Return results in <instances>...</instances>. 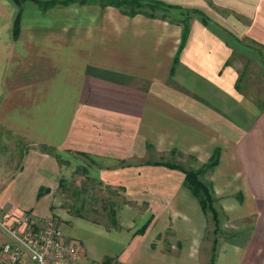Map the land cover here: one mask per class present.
Here are the masks:
<instances>
[{
	"label": "crops",
	"instance_id": "0c3cea01",
	"mask_svg": "<svg viewBox=\"0 0 264 264\" xmlns=\"http://www.w3.org/2000/svg\"><path fill=\"white\" fill-rule=\"evenodd\" d=\"M161 1L206 17L191 16L179 52L181 18L0 0V129L11 137L0 147V215L53 218L83 264H264V105L240 85L247 63L264 72V0ZM215 153L202 181L216 232L184 173L163 165L198 169ZM71 157L100 164L99 179L148 217L108 230L78 216L59 223L50 191L58 159ZM82 229L114 243L103 253Z\"/></svg>",
	"mask_w": 264,
	"mask_h": 264
},
{
	"label": "rangeland",
	"instance_id": "374dc122",
	"mask_svg": "<svg viewBox=\"0 0 264 264\" xmlns=\"http://www.w3.org/2000/svg\"><path fill=\"white\" fill-rule=\"evenodd\" d=\"M145 10L150 11L147 6ZM153 14L159 17L164 16V18H168L170 21L187 16L185 13L181 14L175 10L163 12L155 9ZM188 16L190 17L192 14ZM240 85L245 87L246 92L248 91V96L264 105V72L252 67V63H247L243 75L241 76ZM7 136L8 135H5L0 129L1 148H8V142L6 141L9 140V136ZM9 138L11 140V137ZM58 161V183L51 189L50 196L52 202L51 208H53L51 216L56 217L59 223H62L64 220H70V218L74 216H78L84 218L86 221L103 225L108 230L111 228L117 229L120 224L127 227L130 220H132V218L133 220H135V218H140V214L143 218H145V215L148 217L149 212H147V205L135 206V199L122 193L120 191L121 187L118 188L115 185L108 184L99 179L98 170L102 168L100 164L89 162L88 159L81 157H71V159L68 160L60 158ZM185 166H188V164L186 163ZM198 169L193 170L196 171ZM204 173L205 171L198 175L200 181H202ZM47 189H42L43 193L49 191V189ZM218 211L220 212L219 209ZM208 215L209 220H211L210 214ZM138 224L139 223L135 221L133 228L138 227ZM223 230L227 229L224 228ZM79 232L84 238L88 236L87 241L95 244L99 242V245H101V249H99L103 253L109 251V248H107L108 245L114 243L115 238L108 236L110 233L106 234L100 230L93 231L87 229H82ZM213 251L214 249L210 252L211 258L213 257ZM97 262L101 263L103 261L100 260Z\"/></svg>",
	"mask_w": 264,
	"mask_h": 264
},
{
	"label": "built area",
	"instance_id": "2783aa9c",
	"mask_svg": "<svg viewBox=\"0 0 264 264\" xmlns=\"http://www.w3.org/2000/svg\"><path fill=\"white\" fill-rule=\"evenodd\" d=\"M10 218L0 215V232L6 237L0 243V264H83L78 245L65 240L61 226L53 218L36 222L26 211Z\"/></svg>",
	"mask_w": 264,
	"mask_h": 264
},
{
	"label": "trees",
	"instance_id": "16d2710c",
	"mask_svg": "<svg viewBox=\"0 0 264 264\" xmlns=\"http://www.w3.org/2000/svg\"><path fill=\"white\" fill-rule=\"evenodd\" d=\"M19 2L20 0H15ZM36 2L41 8L46 9L56 4L61 5H69L75 2L80 4L87 3H95L99 4L102 7L105 6H113L119 8L124 14L129 16H134L135 14H143L149 17H156L153 14L155 9L161 10L163 12H167L169 10H175L181 14H186L187 16L181 18L179 20L180 24H182V33L180 38V43L178 47V52L183 47L188 33H189V21L191 16L189 14H199L202 16V20L205 21V15L203 11L196 7H182L179 5H172L165 3L161 0H33ZM147 4V5H146ZM146 6L150 9V11L145 10ZM164 18V16H162ZM18 31V20L15 21L14 33L16 34ZM218 154L215 155L209 160V162L203 165L198 170L186 169L180 165L172 164V163H163V165L168 166L173 169H178L184 173L185 176V185L192 192V194L198 199L201 208L205 213H209L211 218L215 224V232L218 230V214L216 209L213 206V198L211 196V192L209 187L198 179V175L203 171H206L210 167L214 166L217 162ZM162 164V163H159ZM39 192V196H40ZM149 221H147L139 230L136 231L135 235H142L146 228L149 225Z\"/></svg>",
	"mask_w": 264,
	"mask_h": 264
}]
</instances>
